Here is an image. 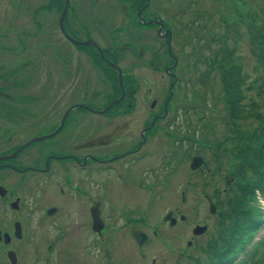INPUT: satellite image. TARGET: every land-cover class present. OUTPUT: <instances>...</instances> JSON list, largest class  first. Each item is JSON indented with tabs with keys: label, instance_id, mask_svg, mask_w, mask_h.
<instances>
[{
	"label": "flooded vegetation",
	"instance_id": "obj_1",
	"mask_svg": "<svg viewBox=\"0 0 264 264\" xmlns=\"http://www.w3.org/2000/svg\"><path fill=\"white\" fill-rule=\"evenodd\" d=\"M152 2L118 1L132 4L130 12L134 16L132 26L135 31L141 27L144 30L156 28V38L161 47L146 50V44L137 42L141 45L138 56L141 60L146 59L143 70L147 75L144 74V79L147 80V71L157 72L158 69L159 74L164 70L161 78L167 76L171 79L169 95L164 103L158 102L165 98L159 84L154 95V89H146V83L142 88L137 82L141 74L134 68L125 73L124 67L118 63L120 51L115 48V43L105 46L93 37L95 33L97 36L102 34L93 26L90 17L98 8H89L90 16L85 18L82 1L69 0L63 28L60 19L66 6L64 0L56 26L63 40L60 44L63 64L59 80L65 87L61 88L59 98L57 95L53 97V102L50 99L55 89L52 86H56L55 77L49 71V61H40L38 41L33 40L34 37L40 39L43 49L50 46L54 24L42 22L40 12L45 8L44 2L34 7L27 6L28 19L24 25L6 23L7 17L2 22L0 17V178L10 181V187H13L0 186V264H94L93 255L98 253L104 255L107 264H129L123 260L124 250L132 248L123 240L129 233L131 235L126 237L137 246V252L141 254L139 259H150L148 250L154 238L149 232L137 228L131 232L125 230L138 221L126 213L125 206L130 205V201L140 200V182L143 180H138L140 176L149 172L155 176V166H147L143 170L142 162L159 152L163 141L175 137L179 106H174L173 101L178 94V86H184L183 81L180 83L178 60L179 53L181 57L184 54L178 51V44L174 42V38L179 36L174 25L182 22L180 18L184 14L178 12L169 18L163 17L160 8L153 7ZM102 11L109 17L115 13V7L110 5ZM19 14L16 13L14 19L21 17ZM205 22H192L191 29L198 32L195 25L202 26ZM34 26L37 28L33 31ZM122 29L118 26L113 33L117 34ZM82 35L88 37L81 39ZM198 38H194L195 48L200 41L203 43V39ZM131 45L122 47L128 54L124 56L137 59L133 49L135 44ZM206 46L195 50V55L202 58L203 52H210ZM75 49L80 52V64L79 70L74 72L70 68L77 60L72 54ZM164 51L169 64L163 68L156 57ZM145 52L152 58L145 57ZM207 55L210 58V54ZM88 58H97V61L94 65L89 64ZM205 60H201L202 63ZM82 62L90 65L85 66V71ZM68 65L72 66L69 68ZM99 67L103 72L97 78ZM106 80H114L106 88L110 96L102 88ZM97 87L101 90L98 91ZM100 96L103 100L99 99ZM144 98L152 99L149 106L147 102H140ZM30 142L33 143L15 155ZM170 148L162 155L165 168L168 162L173 167L175 152H179L178 148ZM194 151L190 146L186 152V159L191 158L190 168L194 158L201 156H195ZM104 174L107 177L103 178ZM168 182L164 181L166 187L170 185ZM150 183L148 190L156 191L158 178ZM116 195L124 198L125 205L120 206L114 199ZM183 196L188 198L187 194L183 193ZM150 199L154 203L157 195ZM170 213H173L171 220L166 221L165 215L164 222L171 228L178 227L183 216L186 219L180 222L188 224L189 219L180 213L179 206L169 210L167 216ZM5 220L9 222L6 226ZM72 220H79L74 230ZM81 220H85L84 232ZM157 230L158 226L153 230L154 237L158 236ZM136 231L146 234L144 245L135 238ZM86 254L91 258L81 263L82 255ZM161 262V257H151V264Z\"/></svg>",
	"mask_w": 264,
	"mask_h": 264
},
{
	"label": "rangeland",
	"instance_id": "obj_2",
	"mask_svg": "<svg viewBox=\"0 0 264 264\" xmlns=\"http://www.w3.org/2000/svg\"><path fill=\"white\" fill-rule=\"evenodd\" d=\"M79 1H82L83 16L85 18L90 16L89 8H98L93 12L94 15L90 17L92 24H94L93 26L97 30L99 29L102 34L97 36L95 33V36L93 37H96V39L105 46L115 43V48L120 51L118 55V63L124 67L125 73L128 74V72L134 68L136 73L141 74L136 79L137 82L141 84L142 88H144V83H146V89H154V95L158 92L155 87L159 84L158 88H163V96L165 98L158 100V102L164 103L169 95L171 79H168L167 76L161 78L164 70L162 71L163 73L159 74V69L157 72L147 71V80L144 79V74H146V72L144 73L143 69H145L144 64L146 63V59L141 60L138 56V52L141 50V45H137V42L142 41V43L146 44V50H151L150 47L157 49L161 47V44L156 38V28L144 30L143 27H141L140 30L138 29L135 31L132 26L134 25V16L130 12L131 3L121 4L118 3L119 0H77V2ZM39 2H44L42 5L45 7L40 12L42 22L50 21L54 24L52 26L50 46H46L43 49V42L35 37L33 39L38 41V44L41 45L40 47L39 45L37 46L40 50L39 54H41L40 61H49V71L55 77L56 86H52V88L55 89L51 93L52 98L50 99V102H53V97L57 95L59 98L62 91L61 88L64 86L59 80L60 75H62L60 72L61 64H63V52H61L62 49L60 44H63V40L62 36L58 34V27L56 26L58 25L59 16L64 6V0H0V17L2 22H4L3 18L7 17L8 20L6 23L17 24V26L24 25L28 19L26 10L27 6L34 7ZM46 2H48V4H46ZM110 5L115 7V13L108 17V13L103 12L102 10ZM263 5L264 0H153L152 6L156 8L159 7L160 13L162 12L163 17L169 18L177 15L178 12L184 14V16L180 18L182 22L178 24L175 23L176 26L174 25L175 31L179 35L174 38V42L178 44V46L176 45V48H178L179 52H183L184 54L183 57L180 56V53V57L178 56L180 63V83L183 81L184 86L181 84L178 86V94L173 101L174 106H179L176 119V122L178 123H175V133H173L175 137L167 139L166 142L163 141L159 147V152L155 155L151 154L149 156L150 158H147L142 162L141 169L143 170L144 167L148 166L147 168H149L155 166V176L151 174V172H149L150 174L148 175L145 173L142 174L140 179H138H143L140 182V188L142 191L140 200L138 202L137 200L130 201L128 203L130 205L125 206L128 211L126 213L130 217L132 216L138 219L137 223H134L125 230L131 232L133 229L137 228L149 232L154 238L153 244L151 247L149 246L150 250H148L150 259H147L146 261L139 259L141 254L140 252L138 254L136 249L137 246L127 238L129 234L131 235V233H129L123 238L124 242L132 246L131 249L129 248L127 251L124 250L125 256H123V260H125L126 263L151 264V257H161L162 262L160 264H206L211 256H213L216 244L218 245L219 242H224L226 246L229 245L232 248H236L239 244L238 241L241 242L239 237L241 234L243 235V233L236 238L238 241L225 236L236 219L237 213H235L234 210L239 206L237 205L233 210V206L229 203L225 189L229 188V186H227L228 181L231 183L229 185L233 186L235 183L238 185L239 189H242L243 183L238 176H236L235 168L242 164V162L247 163L248 160L243 159L239 155L248 156V154H253L252 149L260 147V143L258 141H252L248 137L237 138V136L235 137L226 133L225 127L218 125L220 124L219 122H217L218 126L215 129V133H211L210 128L206 126L204 121L207 119L222 120V117L228 116L229 108H231L228 95L230 92L224 88L221 81V76L224 75V73L226 74V69L222 68L220 65V61L224 55V47H226L227 50L236 49L238 51L240 60L237 68L239 70L236 71L237 73H244L248 79L247 85L242 86L240 89L241 97L243 98H239L240 102L249 105L252 104L253 99L254 101H257L256 94L253 90H250L251 87L249 84L259 75L257 68H260L261 60L258 57L260 53L257 44H253L250 40V36L245 32L252 25H255V19L261 14ZM153 7L151 8L153 9ZM11 12L12 14H10ZM16 13L21 15V17L14 19L17 17ZM202 20L206 21L202 26L195 25V28H199L198 32L193 31L191 29V23L194 22L196 24ZM118 26L123 29L117 31V34H114L113 29ZM36 28L37 27L34 26L33 31ZM87 37L88 36L86 35H82L80 38L86 39ZM194 38L203 39V43L200 41L198 45L196 44L197 47L195 48ZM254 38L255 34L252 33L251 39ZM131 44L136 45H133V49L136 50L137 59H131V57L127 58L128 54L126 53V49H122L125 45L132 47ZM205 44H207V50L210 51L203 52L202 55L205 56V59L208 60L209 56L207 54H212V51L214 50V55H210V60H208L209 68L212 69L211 71L209 69L210 72L206 77L203 76V74L208 70V66L204 65L201 61L205 60L203 58L204 56L199 58V56L195 55V50L203 47ZM145 53V57L152 58L148 52ZM72 54H74L73 57L77 58V60L73 62L74 66L71 65V67L68 65V67H71L70 70L75 72L79 70L80 62L78 61V57L80 52L75 49ZM125 54H127V56H124ZM217 54H219V56ZM154 57H156L155 54ZM156 58L159 59V63L163 68L169 64L166 51L157 55ZM95 60L97 61V58H94V60L88 58V63H93L94 65L96 63ZM130 62L131 64H128ZM82 63V69L84 68L85 71V66L88 65L89 67L90 65L88 63L85 64L84 62ZM152 69L155 68L153 67ZM99 70L100 72L98 71L96 74L97 78H99L100 73L102 75L103 72H101L100 67ZM202 76L204 78H202ZM106 81L107 83L104 84L102 88L103 90L105 89L104 93H107L108 96H110V93L106 91V88L107 85H111L114 80ZM115 82L116 84L118 83L116 77ZM187 84H189V86ZM95 86L97 85H93L92 87ZM96 89L98 91L99 89L101 90L100 87H97ZM235 93H237V90ZM251 97H253V99ZM99 99L103 100V97L100 96ZM151 101L152 99L147 98H144L143 101L140 100L142 103L147 102V106H149ZM240 123L242 128L243 125L246 127L245 122L237 121V124L240 125ZM250 124L254 125L255 123ZM241 127L240 129H242ZM171 140L175 142L170 144L169 142ZM206 141L211 142L208 149L204 147L207 143ZM190 146L193 147V150L195 149L196 152H193L195 153V156L198 153H201V156L205 158L204 165L199 170H191V158L186 159V152ZM219 146L226 153V160H223L222 163L215 161L214 155L211 152V149L216 150ZM170 147L173 149L178 148L179 152H175L173 167H171L168 162V165L165 168L164 165H162L164 160L162 155L165 151L171 150ZM247 147L251 149H246ZM180 149H182V152H180ZM167 153L169 154V152ZM183 153L184 155H182ZM228 154L229 156L227 157ZM217 155L215 153V156ZM167 169L169 170L167 171ZM166 171L169 172V175ZM105 177H107V175L104 174L103 178ZM155 177L158 178L156 191H149L148 185L152 184L150 182H153ZM166 180H168V183L170 184L167 187L164 185V181ZM9 183L11 182L5 180V178H0V186L9 185L7 186L9 188L11 186ZM229 190L230 189H228V191ZM183 193L187 194L188 198L183 196ZM207 194L210 195L213 204L217 207L214 214H211L210 202L205 196ZM156 195L157 199L154 203L151 199L149 200L151 196L156 197ZM131 196L134 195L131 193ZM183 198L184 200L186 199L185 203H183ZM114 199L121 207L125 205V203H123L125 200L121 196L119 197V195H116L114 196ZM178 206L180 213L187 215L189 222L187 225H183L180 222V219L179 226L171 228L168 223L165 224L164 218L165 215L166 218L170 215L167 216L169 210H174ZM248 207L256 209L260 208L264 215L263 201H256L248 205ZM78 222L79 220H72L71 227L73 230V227H75ZM7 223H9L8 220H5V226ZM80 224L83 228L82 232H84L86 228L85 220H81ZM157 226L158 236L154 237L153 230H155ZM198 226H206L208 230L205 233L196 236L194 230ZM262 229L263 230L254 234L251 243L248 242V244L245 245L243 248V252L245 253L240 257L236 264H239L240 260H243L247 254L252 253L264 243V226ZM245 237L246 235L244 236V239ZM227 238L231 239L229 244L225 241ZM244 239L242 242L245 244L246 241ZM85 244H87V240ZM240 248L241 247L238 248L237 253L241 250ZM233 252L236 253V251ZM88 258H91V256L88 254L82 255L81 263H85L84 261ZM93 259L94 264H107L104 255L101 253H98L96 256L93 255ZM259 260L261 261V264H264L263 251L259 256Z\"/></svg>",
	"mask_w": 264,
	"mask_h": 264
},
{
	"label": "trees",
	"instance_id": "obj_3",
	"mask_svg": "<svg viewBox=\"0 0 264 264\" xmlns=\"http://www.w3.org/2000/svg\"><path fill=\"white\" fill-rule=\"evenodd\" d=\"M245 33L250 36V40L253 44H257L260 53L258 57L261 63L260 68H257L259 75L249 84L251 87L250 90H253L256 94L257 101H254L253 97H251L253 99L252 104L248 105L240 102V99H243L240 89L242 86L247 85L248 79L244 73H237L236 71L239 70L237 68L240 60L238 51L236 49L227 50L226 47H224V55L222 56L220 65L222 68L226 69V74L224 73V75L221 76V81L224 88L230 92L228 95L231 108H229L228 116L222 117V120L207 119L208 121L206 120L204 123L210 128L211 133H215L217 126L221 125L225 127L226 133L232 136H237V138L248 137L250 140L260 143V147L252 149L253 154H248V156L239 155L243 159L248 160L247 163L242 162V164L235 168L237 174L235 175L238 176L243 183L242 189H239L238 185L234 183L233 186H229L228 189L230 190L226 193L230 205L233 206V210L237 205L239 206L234 210V212L237 213L236 219L225 236L231 237L234 240L243 233L244 236L246 235L245 239L242 234L239 239H241V242L244 239L246 243L244 244L242 242L241 244V242L236 239L239 244L236 248H232L229 245L226 246L224 242H219L218 245L216 244L213 256H211L206 264H236L245 253L243 252L245 245L248 244V242L251 243L254 234L259 232L264 226V215L262 210L260 208L248 207L251 203L259 201L260 198L264 200V5L261 9V14L255 19V25H252ZM252 33L255 34L254 39H251ZM210 55H214V50ZM217 55L219 56V54ZM203 63L208 66V70L205 72L208 76L212 68H209L208 60H205ZM236 90L237 93H235ZM237 121L245 122L246 127L243 125L242 128L241 123L239 125ZM217 122L220 124L217 125ZM250 123L255 124L251 125ZM240 127L242 129H240ZM206 142L204 147L208 149L211 142ZM246 149L251 148L247 147ZM211 152L214 155L215 161L222 163L223 160H226V153L220 146L216 148V150L211 149ZM215 153L218 155L215 156ZM198 154L202 155L201 153ZM228 156L229 154L227 157ZM225 241L229 244L231 239L227 238ZM239 247H241V250L237 253ZM233 251H236V253ZM262 251L264 253V243L252 253L247 254L243 260H240L239 264H261L259 256Z\"/></svg>",
	"mask_w": 264,
	"mask_h": 264
},
{
	"label": "water",
	"instance_id": "obj_4",
	"mask_svg": "<svg viewBox=\"0 0 264 264\" xmlns=\"http://www.w3.org/2000/svg\"><path fill=\"white\" fill-rule=\"evenodd\" d=\"M68 4H69V0H66V6H65V9L62 13V16H61V19H60V24L61 26L64 28V17H65V14H66V11L68 9ZM64 30V29H63ZM43 139V138H40V140ZM39 139L35 140V141H38ZM34 141V142H35ZM33 142H30L26 145H24L22 148H20V150L15 153V155H17L21 150H23L24 148L28 147L30 144H32ZM204 165V158L203 157H196L194 159V162L192 164V169L193 170H198L200 169L202 166ZM228 184H231L230 182ZM206 198L207 200L210 202V210H211V214H214L217 210V207L215 204H213L212 200H211V197L209 195H206ZM171 216H173V213H170V215L166 218V220H171ZM182 220H185L186 217H182L181 218ZM174 221L177 222V219H174ZM99 229V228H98ZM208 230V228L206 226L204 227H201V226H198L195 228L194 230V234L197 236V235H201L203 233H205L206 231ZM135 238L138 240L139 244L140 245H144L147 241V236L145 233L143 232H135Z\"/></svg>",
	"mask_w": 264,
	"mask_h": 264
},
{
	"label": "bare ground",
	"instance_id": "obj_5",
	"mask_svg": "<svg viewBox=\"0 0 264 264\" xmlns=\"http://www.w3.org/2000/svg\"><path fill=\"white\" fill-rule=\"evenodd\" d=\"M115 67H116V69H118L117 65H115ZM118 71H119V69H118ZM119 76H120V75H119ZM36 140H37V139H36ZM196 157H202V156H196ZM196 157H195V158H196ZM195 158H194V159H195ZM193 162H194V160H193ZM192 164H193V163H192ZM191 169H192V166H191ZM192 170H193V169H192ZM193 171H195V170H193Z\"/></svg>",
	"mask_w": 264,
	"mask_h": 264
}]
</instances>
